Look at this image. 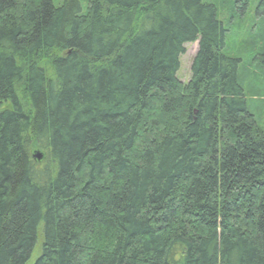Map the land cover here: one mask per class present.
<instances>
[{
  "label": "trees",
  "instance_id": "obj_1",
  "mask_svg": "<svg viewBox=\"0 0 264 264\" xmlns=\"http://www.w3.org/2000/svg\"><path fill=\"white\" fill-rule=\"evenodd\" d=\"M226 43L205 0H0V264H264V134Z\"/></svg>",
  "mask_w": 264,
  "mask_h": 264
},
{
  "label": "rangeland",
  "instance_id": "obj_2",
  "mask_svg": "<svg viewBox=\"0 0 264 264\" xmlns=\"http://www.w3.org/2000/svg\"><path fill=\"white\" fill-rule=\"evenodd\" d=\"M89 0H83L86 8ZM215 4L219 19L227 31L225 54L241 61L240 79L245 87L251 111L255 114L258 130L264 134V18L256 17L259 0H205ZM243 7V9H238ZM180 57L178 79L186 85L191 78V64L198 43L184 45ZM43 61V64L47 63ZM4 108H9L8 105ZM40 254V245L34 250L28 264H34Z\"/></svg>",
  "mask_w": 264,
  "mask_h": 264
},
{
  "label": "water",
  "instance_id": "obj_3",
  "mask_svg": "<svg viewBox=\"0 0 264 264\" xmlns=\"http://www.w3.org/2000/svg\"><path fill=\"white\" fill-rule=\"evenodd\" d=\"M34 157L38 160V161H41L42 160V155L40 153H36L34 155Z\"/></svg>",
  "mask_w": 264,
  "mask_h": 264
}]
</instances>
